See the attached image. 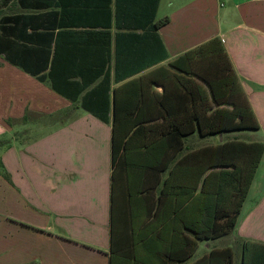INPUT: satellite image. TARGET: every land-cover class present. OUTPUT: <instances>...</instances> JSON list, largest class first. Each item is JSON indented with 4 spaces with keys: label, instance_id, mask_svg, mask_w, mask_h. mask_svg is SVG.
Instances as JSON below:
<instances>
[{
    "label": "crops",
    "instance_id": "1",
    "mask_svg": "<svg viewBox=\"0 0 264 264\" xmlns=\"http://www.w3.org/2000/svg\"><path fill=\"white\" fill-rule=\"evenodd\" d=\"M33 7L31 0H0V36L14 44L8 55L21 56L31 68L35 45L44 42L52 47L56 33L64 44L72 36L67 32L99 29L92 28L94 21L83 24L86 28L66 26L67 8ZM159 10L166 14L156 19ZM83 14L71 17L97 19L94 0L91 11ZM9 15L11 22L2 18ZM164 17L167 22L156 32L166 58L120 81L113 79L111 17L107 121L84 110L78 100L54 91L48 80H38L10 62L6 49H0V172L8 173L12 184L0 176V202L11 199L20 206L13 214L19 224L8 251L11 259L0 256V264H6L4 259L12 260L8 264H110V253L111 264H229L227 247L230 264H264V149L230 232L196 240L192 252L185 243L162 242L168 235L177 240L192 236L180 220L197 218L198 179L208 171L204 169L198 178L208 164L206 150L202 159L198 157L199 147L231 139L264 143V0H157L154 18ZM214 36L258 125L242 130H253L261 138L226 135L230 131L201 137L195 128L184 136L168 134L166 120L157 117L142 121L139 132L121 138L112 162L111 90L133 77L151 74L157 82L147 90L159 94L162 74L174 72L167 62ZM139 56L140 61L148 58L147 53ZM129 59L131 55L125 54V61ZM125 72V67L119 70ZM165 90L183 93L175 85ZM192 103L195 106L197 101ZM133 105L125 99L120 106ZM165 105L190 107L191 101L165 99ZM117 122L124 125L128 119L119 117ZM165 221L170 224L167 229ZM169 251L170 257L165 255Z\"/></svg>",
    "mask_w": 264,
    "mask_h": 264
},
{
    "label": "trees",
    "instance_id": "2",
    "mask_svg": "<svg viewBox=\"0 0 264 264\" xmlns=\"http://www.w3.org/2000/svg\"><path fill=\"white\" fill-rule=\"evenodd\" d=\"M77 1L64 0L66 6L63 7L61 0H31L34 3L33 8L37 9L51 6L67 8V19L63 22V24H67L66 26L86 28V25L83 24L94 21L96 25L92 28L99 29L67 32L72 36H68V42L64 44L58 42L59 34L56 33L52 47H50V43L44 42L35 45L32 47L36 49L34 68L27 66L21 56L8 55L7 49L14 47L11 39L3 41L0 36V49H6L5 55L10 62L36 76L38 80H48L54 91L72 101L78 100L79 106L84 110L107 121V113L110 110L107 94L109 90L107 63L110 52L108 40L111 36L109 31L111 17L115 28L113 34L114 81L123 80L142 68L166 58V52L156 30L167 22V18L155 20L157 0H94L97 19H89L90 16H83L82 20L73 19L71 16L79 15V13L86 15L87 11H91L92 8V0H87L82 5H77ZM2 18L11 22L13 16ZM17 19L19 21V16ZM0 28L3 31V27ZM11 28L10 25L9 32H11ZM93 39L99 40V43H92ZM140 52L147 53L148 58L140 61ZM128 53L131 55V59L125 61V54ZM124 67L126 72L119 74V70ZM167 67L173 69L174 72L167 70L168 72L162 74L160 77L162 91L159 94L154 90H147L149 86L157 82L151 74L133 77L111 90L112 162L119 140L129 133L139 132L142 121L157 117H163L166 120L165 127L168 134L179 136L193 132L194 128L199 136L205 137L222 132L258 127L217 37H211L184 51L169 60ZM180 72L195 77H186ZM98 77H101L98 83L85 89ZM172 85L180 87L183 93L166 92V87ZM130 86L131 90L129 91L128 87ZM177 98H189L191 106L174 108L165 105V99L174 100ZM125 99H130L134 105L132 107L120 106ZM194 100L197 101L195 106L192 103ZM119 117L127 118L128 122L119 125L117 122ZM263 149L264 143L261 141L236 139L223 140L216 144L199 147L198 157L202 159L206 150L208 164L202 167L198 178L204 169H208V171L200 181L198 179L200 184L195 198L197 218L190 222L184 219L180 220L183 228L190 231L192 236L181 235L177 240L176 237L168 235L162 237V242L166 245L177 242L185 243L190 247L188 252H192L196 240H210L230 232ZM169 227V222L165 221L164 228ZM157 238L161 240L160 237ZM246 243L244 242L243 245ZM224 251L229 252L230 264L229 247ZM262 253L264 258V252ZM165 255L170 257L171 252L169 251ZM112 257L113 255L110 253V264Z\"/></svg>",
    "mask_w": 264,
    "mask_h": 264
},
{
    "label": "rangeland",
    "instance_id": "3",
    "mask_svg": "<svg viewBox=\"0 0 264 264\" xmlns=\"http://www.w3.org/2000/svg\"><path fill=\"white\" fill-rule=\"evenodd\" d=\"M163 14L166 13H164L163 10H159L156 19L159 18L160 16H163ZM231 133H241V135L244 138H256V139L261 138V135L253 130L230 131V133H227L226 135ZM29 137L30 139L33 138L32 136ZM30 142L31 141H27V143ZM0 176L3 177L6 183L12 185L10 180L11 178L9 177L8 173H6L5 171L0 172ZM19 207L20 206L13 204L11 199L0 202V256L5 255L3 256L4 258L6 257L11 259L8 251L12 248V238H13L14 228L15 227L17 228L19 224V221L14 219L13 214H16V208H18L17 211H19ZM3 249H6V251ZM9 259H4L6 260V264H8L9 261L12 263V260Z\"/></svg>",
    "mask_w": 264,
    "mask_h": 264
}]
</instances>
